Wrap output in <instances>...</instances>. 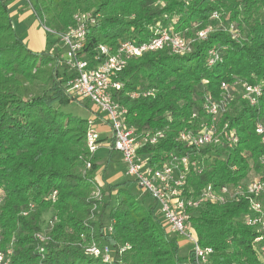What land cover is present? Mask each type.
Segmentation results:
<instances>
[{"label": "trees", "instance_id": "1", "mask_svg": "<svg viewBox=\"0 0 264 264\" xmlns=\"http://www.w3.org/2000/svg\"><path fill=\"white\" fill-rule=\"evenodd\" d=\"M29 2L38 17L46 12L47 22L60 31L77 12L95 15L84 46L89 60L99 44L114 50L122 39L148 40L157 23H171L175 32L193 40L188 53L173 54L168 48L146 52L129 59L117 75L123 87L112 94L127 108V124L140 131L167 129L163 140L138 150L151 162H159L169 151H187L174 136L197 125L191 113L199 110L204 93L218 97L222 80L261 83L258 105L236 94L221 116V123L227 122L238 134L235 147L201 149L197 157L206 166L188 176L186 190L237 182L247 174L249 161L257 167L264 152L255 132V123L264 121V0ZM230 23L235 35L227 27ZM209 26L212 30L198 39L197 32ZM208 48L219 49L222 61L208 66ZM60 53V48L28 50L11 23L8 1L0 0V248L11 244L13 264H195L189 249L179 254V239L164 230L154 199L145 205L120 183L96 186L97 158L85 141L89 120L61 109L71 100L88 103L66 93L72 71ZM136 88H153L156 93L131 99L128 93ZM97 188L99 201L93 197ZM54 190L56 199L51 201ZM29 203L34 209L23 215ZM48 210L56 221L49 238L40 241L35 234L42 230ZM247 211L244 200L203 203L190 211L199 244L213 249L211 264H255L250 244L255 232L241 218ZM108 225L111 232L106 231ZM92 241L100 248L110 247V263L85 252Z\"/></svg>", "mask_w": 264, "mask_h": 264}, {"label": "built area", "instance_id": "2", "mask_svg": "<svg viewBox=\"0 0 264 264\" xmlns=\"http://www.w3.org/2000/svg\"><path fill=\"white\" fill-rule=\"evenodd\" d=\"M217 18V14H213ZM97 21L91 12H77L73 22L57 34L61 49L60 58L69 66L72 77L66 82V93L73 98L84 100L95 105L105 114L106 122L111 128L110 151H117L125 166V174L133 178L138 186L145 191L158 205L164 230L178 237L180 247L189 245L195 264H211L213 249L201 246L194 226L190 221V211L203 203L223 204L226 202L247 203L248 211L242 215V222L255 232L251 240V249L255 256V264H264V152L257 159V167L249 161V170L245 177L237 182L221 185L203 184L195 191L189 188L188 176L199 174L206 166L203 158H198L199 151L213 145L232 149L238 142V134L228 123H221V116L228 109L236 94L251 106L258 105L262 94L261 83H247L240 79L220 82L218 97L210 93L203 94L200 108L194 109L192 118L198 119L196 126L179 130L174 140L182 143L187 151H169L159 162H151L149 155L138 150L145 145H155L166 137L167 129L137 130L126 122L127 108L115 101L112 92L123 87L118 73L125 67L129 59L136 58L150 51L168 48L171 53L182 55L191 50L193 40L186 39L175 32L172 24H155L151 27L153 35L140 43L130 39L120 40L114 50L105 44H99L92 60L85 56L87 32ZM228 29L233 35L237 33L233 24ZM212 27H206L197 32L198 39H204ZM222 61V55L217 48H208L206 62L212 66ZM205 82V80H204ZM153 88H136L128 93L131 99L154 97ZM200 113H203L201 115ZM91 120L85 134L88 152L94 154L100 145L99 134L92 130ZM255 132L264 145V121L255 123ZM96 186L99 183L93 178ZM186 190V191H185ZM51 201L56 199V191L50 194ZM100 200V189L93 195ZM34 209L29 203L28 209L22 210L26 215ZM56 221V216H50L43 223L41 231L35 235L40 241L49 238V233ZM108 225L106 231L111 232ZM124 250V248H121ZM120 250V251H121ZM38 251L43 253L44 246L39 245ZM85 252L95 257H101L104 262L112 261V250L108 245L100 248L92 241L85 247ZM11 244L0 248V264H13ZM230 264H237L235 262Z\"/></svg>", "mask_w": 264, "mask_h": 264}, {"label": "rangeland", "instance_id": "3", "mask_svg": "<svg viewBox=\"0 0 264 264\" xmlns=\"http://www.w3.org/2000/svg\"><path fill=\"white\" fill-rule=\"evenodd\" d=\"M8 7L10 9V20L14 27V30L20 35L23 44L26 48L32 52L41 53L52 52L59 47L57 40V34L63 30H59L54 25L49 24L48 15L46 12H42L38 17L34 11L33 6L29 0H7ZM88 106L77 100H71L66 105L62 106V111L72 114L76 117L85 118L91 120V128L101 137H107L109 139L110 127L106 122L105 114L97 109L95 105L87 102ZM110 155V156H109ZM96 157L99 165L105 163L103 167H98L95 172L97 182L99 185L104 186L106 184L120 183L130 193L145 205L148 204L152 198L143 191L138 184L125 174V166L121 161V155L117 151H112L109 154L108 150H99L96 152ZM106 167V168H105ZM89 169V167L87 168ZM116 200V196L113 195L112 203ZM52 211L48 210L44 213V221L49 218ZM189 245H183L180 247L179 254L183 255L188 249ZM112 255V252H110ZM115 264V263H114Z\"/></svg>", "mask_w": 264, "mask_h": 264}, {"label": "crops", "instance_id": "4", "mask_svg": "<svg viewBox=\"0 0 264 264\" xmlns=\"http://www.w3.org/2000/svg\"><path fill=\"white\" fill-rule=\"evenodd\" d=\"M108 124V123H107ZM110 127V126H109ZM99 138H100V145L97 148L96 152H98L99 150H108L109 154L112 152L110 151V149L108 148V144L111 141V128H110V135H109V139H106L107 137H101V135L99 134ZM96 152L94 153V155L96 156ZM110 156V155H109ZM97 158V157H96ZM96 163L98 164V167H103L104 165H106L105 163H103L102 165H99L98 161L96 160ZM107 167V165H106ZM105 167V168H106ZM98 169V168H97ZM125 170V169H124ZM97 176V175H96ZM94 175V178L97 181V177Z\"/></svg>", "mask_w": 264, "mask_h": 264}]
</instances>
